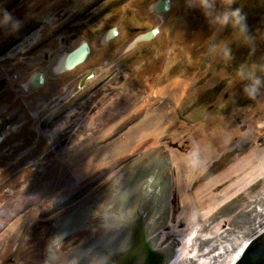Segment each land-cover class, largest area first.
<instances>
[{
    "label": "rangeland",
    "instance_id": "374dc122",
    "mask_svg": "<svg viewBox=\"0 0 264 264\" xmlns=\"http://www.w3.org/2000/svg\"><path fill=\"white\" fill-rule=\"evenodd\" d=\"M96 1L0 0V264H146L149 236L235 264L264 228V0Z\"/></svg>",
    "mask_w": 264,
    "mask_h": 264
},
{
    "label": "water",
    "instance_id": "95a60500",
    "mask_svg": "<svg viewBox=\"0 0 264 264\" xmlns=\"http://www.w3.org/2000/svg\"><path fill=\"white\" fill-rule=\"evenodd\" d=\"M154 34H155V31L153 32L151 31L146 34L147 36L144 35V38L153 37ZM88 52H89V49H88V44H87L84 47L83 56L75 64H73V66L69 64L67 69L69 70L75 67L76 65H78L83 60H85L88 55ZM41 77H43V75H41ZM41 83H42V78H41ZM141 203L143 205L144 201H141ZM142 229L143 227L140 224L136 227L134 232L138 233ZM143 233L141 234V236L143 235ZM143 238H144V235H143ZM136 240H137V236H136ZM137 243L138 242L134 241L133 245H137ZM150 245L151 244H148L146 242V246L150 248L149 249L147 248V250L145 251V263L146 264H161V261L164 260L161 252L159 251L157 252ZM153 251H156V252H153ZM235 264H264V231L260 233L259 235H257L254 239H252V241L245 248L244 252L241 254L240 258L235 262Z\"/></svg>",
    "mask_w": 264,
    "mask_h": 264
},
{
    "label": "bare ground",
    "instance_id": "6f19581e",
    "mask_svg": "<svg viewBox=\"0 0 264 264\" xmlns=\"http://www.w3.org/2000/svg\"><path fill=\"white\" fill-rule=\"evenodd\" d=\"M147 36V35H146ZM85 45H87L86 43H83L82 44V47L76 49L75 51H72L70 53H67L68 55H64L62 58H60L58 64L56 65V70H58L59 72H63L64 70L67 69L68 65H72L75 64L82 56H83V51H84V47ZM41 75L38 76V79L36 80L37 82V85H40L41 84ZM166 164L168 163V159H164L163 160ZM89 202V201H87ZM89 206L88 203H84L80 206V208H77L75 211H73L72 213L62 217L60 220H59V223L63 224V226L65 225L66 227H68L66 229V231H75L77 230V228L79 227L78 226V221H79V218L81 219H84L86 217L85 213H84V210L86 209V207ZM141 206H142V203H141ZM168 217H170L169 215L167 216H164L162 218V220L160 221V219L158 220V224H157V227H160L161 224H166V221L168 220ZM68 221V222H67ZM138 226V224H136L135 226V229L136 227ZM162 226V225H161ZM155 228V227H154ZM63 229V228H62ZM156 229V228H155ZM67 232H64V229L62 230V232L60 233V235L58 236V242L65 236ZM152 235H153V232H152ZM151 243L154 244L156 246V241L157 239L156 238H151L150 236L148 237ZM158 242V241H157ZM153 247V245H152ZM161 251V250H160ZM172 251L170 247L168 248H165L163 249V252L165 254V256L167 258H169L172 254ZM162 254V253H161ZM162 255V257L164 258V260L166 259V257ZM145 258V256H144ZM163 264V263H162Z\"/></svg>",
    "mask_w": 264,
    "mask_h": 264
},
{
    "label": "flooded vegetation",
    "instance_id": "af4514ba",
    "mask_svg": "<svg viewBox=\"0 0 264 264\" xmlns=\"http://www.w3.org/2000/svg\"><path fill=\"white\" fill-rule=\"evenodd\" d=\"M103 2V0H97L92 6H90L87 10H89V11H91L93 8H96L99 4H101ZM109 9L107 8V9H105V11H108ZM86 14H87V12L84 14L85 16H86ZM102 14H103V12H101V11H99V12H97L96 13V17H102ZM93 18H95V16L93 17ZM98 22H103V24H105L104 26L105 27H107V26H109L108 24H107V21L105 20V17H102L101 19H99L98 20ZM96 24H99V23H96ZM112 26V25H111ZM116 29H117V27H115ZM101 32V31H100ZM99 32V33H100ZM101 33H103V32H101ZM81 36V35H80ZM84 36L86 37V38H88L89 36H88V34H84ZM134 230H135V226H134Z\"/></svg>",
    "mask_w": 264,
    "mask_h": 264
},
{
    "label": "clouds",
    "instance_id": "9594fccd",
    "mask_svg": "<svg viewBox=\"0 0 264 264\" xmlns=\"http://www.w3.org/2000/svg\"><path fill=\"white\" fill-rule=\"evenodd\" d=\"M240 25H241V28L244 30L245 25L243 24V17H240ZM259 84H260V80L257 79V80L254 81V86L248 89V95H249L250 97H251V96L255 93V91H256V87H255V86H256V85H259Z\"/></svg>",
    "mask_w": 264,
    "mask_h": 264
},
{
    "label": "trees",
    "instance_id": "16d2710c",
    "mask_svg": "<svg viewBox=\"0 0 264 264\" xmlns=\"http://www.w3.org/2000/svg\"><path fill=\"white\" fill-rule=\"evenodd\" d=\"M110 26H111V25L105 27L104 29L101 30V32H103L106 28H108V27H110ZM101 32H100V33H101ZM88 38H90V37H88ZM69 135H70V132H66V133H65V137H64V139L61 141V142L63 143V145L68 141V139H69ZM92 189H93V188H92ZM86 193H87V192H86ZM86 196H87V195H86ZM24 211H25V210H24ZM47 214H49V213L47 212ZM50 216H51V215H50ZM262 231H264V228H263L259 233H261ZM259 233H258V234H259ZM258 234H257V235H258ZM257 235H256V236H257ZM256 236H255V237H256Z\"/></svg>",
    "mask_w": 264,
    "mask_h": 264
}]
</instances>
